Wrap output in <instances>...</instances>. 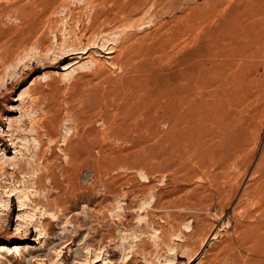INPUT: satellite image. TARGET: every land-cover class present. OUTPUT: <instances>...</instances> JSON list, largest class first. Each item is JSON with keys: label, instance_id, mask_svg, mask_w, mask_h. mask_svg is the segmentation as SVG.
Instances as JSON below:
<instances>
[{"label": "rangeland", "instance_id": "rangeland-1", "mask_svg": "<svg viewBox=\"0 0 264 264\" xmlns=\"http://www.w3.org/2000/svg\"><path fill=\"white\" fill-rule=\"evenodd\" d=\"M0 244L264 264V0H0Z\"/></svg>", "mask_w": 264, "mask_h": 264}, {"label": "bare ground", "instance_id": "bare-ground-1", "mask_svg": "<svg viewBox=\"0 0 264 264\" xmlns=\"http://www.w3.org/2000/svg\"><path fill=\"white\" fill-rule=\"evenodd\" d=\"M212 11V10H211ZM220 11V10H219ZM216 12V11H215ZM217 14H219V13H217ZM216 15V14H215ZM209 16H210V13H209ZM208 24V23H207ZM78 53H87V51H83V52H78ZM76 54V53H75ZM202 66V65H201ZM205 70V69H204ZM186 109H185V107H184V110H183V114H182V118H183V124H184V127H186L187 126V119H186ZM2 244H0V246H1ZM1 248L2 247H0V250H1ZM4 248V247H3ZM16 248H19V247H16ZM18 250V249H17ZM4 259V258H3ZM6 259V258H5ZM96 261V260H95ZM1 263V262H0Z\"/></svg>", "mask_w": 264, "mask_h": 264}]
</instances>
